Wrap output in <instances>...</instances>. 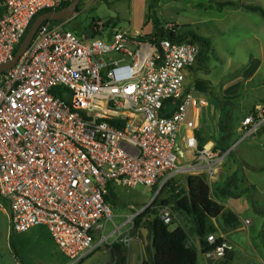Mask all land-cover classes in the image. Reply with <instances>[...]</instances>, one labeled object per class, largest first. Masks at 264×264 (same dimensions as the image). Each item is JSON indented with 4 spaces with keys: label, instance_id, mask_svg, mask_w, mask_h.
I'll list each match as a JSON object with an SVG mask.
<instances>
[{
    "label": "built area",
    "instance_id": "1",
    "mask_svg": "<svg viewBox=\"0 0 264 264\" xmlns=\"http://www.w3.org/2000/svg\"><path fill=\"white\" fill-rule=\"evenodd\" d=\"M64 1L0 0V63L13 57L40 11ZM62 21L41 23L16 64L0 72V196L12 232L43 226L77 264L121 233L104 230L116 185L154 190L124 224L152 208L169 225L171 206L154 204L158 195L168 184L177 192L179 175H204L212 190L230 148L199 143L194 87L184 84L197 44L152 42L112 19L92 20L80 34ZM162 28L186 32L173 23ZM262 127L264 103L240 120V141ZM206 240L216 239L211 233ZM224 249L222 243L203 255L219 259Z\"/></svg>",
    "mask_w": 264,
    "mask_h": 264
},
{
    "label": "rangeland",
    "instance_id": "2",
    "mask_svg": "<svg viewBox=\"0 0 264 264\" xmlns=\"http://www.w3.org/2000/svg\"><path fill=\"white\" fill-rule=\"evenodd\" d=\"M89 1L87 8L79 10L73 16L72 24L64 26L65 29L81 33L89 30L92 20L112 18L116 27L149 35L154 32L153 23L148 18L150 12L161 23L177 24L183 31L208 39L209 48L202 54L201 61L186 71L184 84L186 88L194 86L195 95L201 96L199 92L202 93L201 98H195V105L203 120L211 116L213 129L217 114L220 117L221 113L230 112L234 130L229 142L230 152L223 162L222 173L214 176L210 195L221 205L223 214L232 211L239 217L236 224L225 222L223 214L211 219L210 224L215 227L211 233L215 239L222 238L225 244L223 256L214 262L264 264V133L262 137L257 136L264 132V127L241 141L242 133L238 130L240 120L264 103V16L244 7L252 5L264 10V0ZM223 1H232L235 5L218 8L216 2ZM84 2L82 0L79 4L80 8ZM205 101L207 106L203 107L201 104ZM189 117L193 118L191 109ZM198 134L199 139L210 136L205 133V124ZM186 177H177L182 180L177 188L184 195ZM228 180L229 192L220 194L218 187L226 186ZM170 192L171 186L165 188L158 195L159 201L170 197ZM114 194V203H110L111 220L106 222L104 230L110 233L120 227L121 233L109 237L77 264H111L109 248L114 245L124 252L125 264H142L145 250L139 233L132 228V222L124 223L132 212L152 200L154 190L143 184L135 188L116 185ZM1 203L4 207L0 206V264H69L45 227L39 231L43 243L35 242L36 237H24L25 247L18 251L20 240L14 233L10 239L8 237L7 201L0 196ZM172 212L169 228L182 227L197 240L190 218L174 209ZM245 219L249 220L248 224L244 223ZM126 237L132 238L127 244L124 242ZM196 264H206L200 254Z\"/></svg>",
    "mask_w": 264,
    "mask_h": 264
},
{
    "label": "trees",
    "instance_id": "3",
    "mask_svg": "<svg viewBox=\"0 0 264 264\" xmlns=\"http://www.w3.org/2000/svg\"><path fill=\"white\" fill-rule=\"evenodd\" d=\"M70 1L71 0L64 1L60 7L54 10H58L67 6ZM216 5L218 8H222L226 5L233 6L235 5V3L232 1H223L216 2ZM244 7L248 10L259 11L264 16V10L258 6L245 5ZM51 10L53 9H44L40 11L34 17L33 21L40 14ZM148 18L153 23L154 32L149 35H144L145 39L151 40L152 42H157L161 38H168L177 41H188L191 43H195L199 47V55L197 61L200 60L202 54L209 48V41L203 36L197 35L194 32L187 31L181 35L175 36L170 32L164 31L162 28V23L150 12L148 13ZM48 21L51 23H55L61 20ZM217 126L218 136L216 139L212 136H208L203 139H199L198 137L199 143L200 145H203L209 140H213L215 148L225 151L229 148V142L234 133L232 119L229 111L220 114ZM197 136H199V134ZM170 186L172 188L170 197L161 199L160 201L157 198L154 201V204L170 205L171 208L176 212L184 213L188 218H190L195 227V232L199 238L201 253H204L206 250L221 245L223 243L222 238H217L211 245H209L206 240L208 234L215 231V227L210 224L211 219L217 217L220 214H223V211L221 205L211 198V189L206 181L205 176H187L185 195L182 190H178L177 192H175L176 187H174L172 184H168L165 188ZM228 188L229 180L227 181L226 186L218 187V191L220 194H226L230 190H228ZM111 195L112 197L115 196L113 190H111ZM109 201L112 204L114 203L113 199ZM154 214V209L147 208L144 212L136 215L132 221V228L138 231L141 240L143 239L140 228L146 227L148 229V244L144 245L146 260H144L142 264H196L198 252L197 250H195V248L187 245V234L185 230L182 227L170 229L167 224L163 223L160 219L154 216ZM144 216H149L150 218L143 220ZM223 216L225 222L234 224L239 222V217L232 211L226 212L225 214H223ZM150 235H152L151 244L149 243ZM113 247L116 250V261L114 264H124V252H122L120 250V247L117 245H114ZM222 262L224 261L216 262L215 264H221Z\"/></svg>",
    "mask_w": 264,
    "mask_h": 264
},
{
    "label": "crops",
    "instance_id": "4",
    "mask_svg": "<svg viewBox=\"0 0 264 264\" xmlns=\"http://www.w3.org/2000/svg\"><path fill=\"white\" fill-rule=\"evenodd\" d=\"M90 2L91 1H89V0H85V2H84V5H82L81 6V8H80V10H83V9H86L87 8V6L90 4ZM81 4V3H80ZM72 18L73 17H71L70 19H68V20H64V21H62L63 22V24H64V26H66V25H71L72 23H71V21H72ZM110 19H112V18H110ZM154 29V28H153ZM84 32V31H83ZM193 67V66H192ZM192 67H189L188 69H191ZM188 69H186L185 70V74H186V71L188 70ZM192 87H194V86H192ZM195 87H194V96L197 98H201L202 97V93L201 92H199L200 94H201V96H198V95H195ZM201 105H203V107H206L207 106V101H205V104H201ZM196 112H194V113H197V110H195ZM213 111H215V109H213ZM214 114H215V112H214ZM196 116V118H197V115H195L194 114V117ZM213 114H212V118H213ZM218 119H219V116H218V114H217V117H216V122H215V124H216V127H214V129L212 128V125H211V116L209 117V116H206V117H204V120L200 117V110L198 109V123H199V129H200V127L201 126H203V124H205V133H206V135H209L210 134V136L212 135V137L213 138H217V136H218ZM199 129H198V131L197 132H199ZM216 129V130H215ZM263 133L264 132H262V133H258L257 134V136H259V137H262V135H263ZM198 135V134H197ZM254 137H256V136H254ZM208 145H214V141L213 140H209L208 142H206ZM223 169H224V167H220L219 168V170H218V174H220V173H222V171H223ZM187 178V177H186ZM179 181V180H178ZM180 181H182V180H180ZM180 181H179V183H180ZM186 181V180H185ZM115 195V194H114ZM114 197H112V199H113ZM2 202V201H1ZM3 203V202H2ZM2 203L0 204V206L3 208L4 206H2ZM6 209V214H7V222H8V225H7V233H8V237H9V239L12 237V233H14L15 235H16V238H19V240H20V242L18 243V245H17V248H18V251H20V250H22V249H24V242L22 241L23 239H24V237H36V241L35 242H40V243H43L42 242V240H41V238L39 237V234H40V230H41V228H44L43 226H36V227H33V228H31L30 230H28V231H25V232H21V233H15V232H12L11 231V229L9 228V217H8V214H9V212H8V207L7 208H5ZM244 223H246V224H248L249 223V220L248 219H245L244 220ZM47 231V230H46ZM186 232V231H185ZM194 233L196 234V232L194 231ZM186 234H187V245L188 246H191V247H193V248H195V250H197V252H198V255L200 254L201 256H202V258H203V260H204V262L206 261V264H215L216 262H220L221 260H219V261H216V262H214V260L213 259H209V258H207V257H205L204 255H203V253H201V251H200V245H199V238H198V236H197V240L194 238V236L192 235V233L191 232H189V234L186 232ZM197 235V234H196ZM51 238V237H50ZM193 238V239H192ZM134 241H136L137 242V240L136 239H134ZM39 243V244H40ZM138 243V242H137ZM142 244H143V246H144V242H143V240H142ZM191 244V245H190ZM18 246H20V247H18ZM19 248H21V249H19ZM124 256H125V254H124ZM142 263H143V261L144 260H146V253H145V255H143L142 254ZM198 259V258H197ZM125 261H126V257H125ZM197 262V261H196ZM17 263V262H16ZM21 264H23V263H21ZM125 264V263H124ZM221 264H225V262H222Z\"/></svg>",
    "mask_w": 264,
    "mask_h": 264
},
{
    "label": "water",
    "instance_id": "5",
    "mask_svg": "<svg viewBox=\"0 0 264 264\" xmlns=\"http://www.w3.org/2000/svg\"><path fill=\"white\" fill-rule=\"evenodd\" d=\"M81 0H71L69 4L61 9L58 10H51L48 12H44L37 16L35 20L30 25L29 29L27 30L25 36L23 37L22 41L20 42L19 46L17 47L13 57L3 63H0V72L5 71L11 67H13L20 56L28 49L32 38L38 28V26L47 20H68L73 17L76 13H78V4ZM174 103L170 104L169 108L167 109L166 113H169L171 109L174 107ZM140 232L142 235V239L144 245L148 244V229L146 227L140 228ZM109 256L111 260V264H114L116 261V250L114 247L109 248Z\"/></svg>",
    "mask_w": 264,
    "mask_h": 264
},
{
    "label": "flooded vegetation",
    "instance_id": "6",
    "mask_svg": "<svg viewBox=\"0 0 264 264\" xmlns=\"http://www.w3.org/2000/svg\"><path fill=\"white\" fill-rule=\"evenodd\" d=\"M81 2H82V0L80 1V3H81ZM80 3H79V4H80ZM79 8H80V7H78V10H80Z\"/></svg>",
    "mask_w": 264,
    "mask_h": 264
}]
</instances>
